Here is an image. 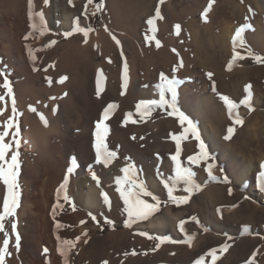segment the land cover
Masks as SVG:
<instances>
[{
    "label": "rangeland",
    "instance_id": "374dc122",
    "mask_svg": "<svg viewBox=\"0 0 264 264\" xmlns=\"http://www.w3.org/2000/svg\"><path fill=\"white\" fill-rule=\"evenodd\" d=\"M263 1L212 0L205 22L202 13L209 0H32L31 20L28 0H0V71L6 73L13 91L10 98L0 88V96L5 97L0 101V132L11 117L14 126L4 140L10 145L5 158L10 162L11 153L18 151L21 165L18 207L14 217H5L0 231V246L7 232L11 252L5 264H194L201 257L203 264H213L208 255L212 249L217 250L215 264H264V193L257 180L264 163V63L247 55L250 49L264 58ZM36 13H43V25ZM148 19H153L151 31ZM31 23L36 24L34 29ZM241 27L242 44L236 50L243 59L233 60L232 37ZM77 29L88 32L87 42L83 31ZM66 31L72 35L65 38L62 33ZM113 36L120 41L119 47ZM53 40L56 43L47 46ZM25 44L32 48L34 62L29 60ZM180 61L184 67L175 73L184 81L178 85L179 107L196 123L214 158L210 161L215 164L213 176L226 177L227 184L208 178L199 164L189 165L187 157L198 151L190 134L180 140L177 161L171 160L176 154L172 137L179 136L183 127L175 116L168 115L169 108L154 106L143 117L136 108L141 100H159V89L154 86L162 83L160 73L171 79V69ZM98 71L103 78L100 98L95 94ZM208 72L213 74L217 92L237 105L234 112L243 124L233 125L227 108L211 90ZM61 76L68 79L56 83ZM3 80L0 76V84ZM247 85L250 92H245ZM247 96L251 97V110L241 103ZM165 98H170L167 91ZM108 103L116 107L105 121V145L115 156L105 167L95 163L93 133ZM37 113L45 116L48 126ZM230 126L234 133L226 140ZM17 129L19 149L12 136ZM27 132L37 138L35 149L24 142ZM71 163L77 164L76 171L57 200V189ZM129 163L134 166L131 179L142 182L162 203L158 212L147 219H132L125 227L129 217L117 188L130 186L122 171ZM89 165L97 180L91 178ZM177 165L180 169L191 167L200 185L185 192V185L177 184L173 194L187 196L186 203L168 201L164 187L165 182L171 186L170 178H177ZM83 174L94 188L95 207L83 196L77 199ZM46 188L51 189L50 202L42 200L40 205L45 210L42 218L49 221L48 243L33 236L27 223L33 208L30 200L33 195L42 197ZM6 191L0 181V212ZM65 193L71 204L63 200ZM145 199L154 203L150 197ZM57 203L63 207L56 209L54 218L53 205ZM105 217L114 226L105 224ZM13 219L21 236L19 250L11 232ZM157 220L165 221L162 230L149 227ZM162 235L184 242L153 239ZM225 244L229 247L221 253ZM44 247L51 249L45 253Z\"/></svg>",
    "mask_w": 264,
    "mask_h": 264
},
{
    "label": "snow or ice",
    "instance_id": "6c2138e0",
    "mask_svg": "<svg viewBox=\"0 0 264 264\" xmlns=\"http://www.w3.org/2000/svg\"><path fill=\"white\" fill-rule=\"evenodd\" d=\"M91 2V0H89ZM163 2V0H161ZM45 3H47V0H45ZM29 4V19H32V13H31V7H32V0H28ZM212 7V0H209L208 7L204 9V12L202 13V19H205L209 12V10ZM103 8V5H99L98 11H101ZM36 16L39 17L41 24L43 25V13H36ZM156 17H160L159 9L157 8ZM147 24L149 25V30L151 31V26L153 25V19H148ZM31 28H35L36 24L31 23ZM176 28L179 29V25H176ZM78 31H83L85 42H87L86 38L88 35V32L84 29H77ZM243 27L238 28L232 37V56L233 60L236 59H243V57L240 55V53L236 50L237 46L242 44V32ZM44 32H41V35H44ZM179 34V33H178ZM32 33L30 32L28 35L24 37V40L27 41L29 39V36H31ZM62 35L67 38L72 35V32H64ZM113 39L116 41V45L119 47L120 41L116 39L115 36H113ZM56 41H50L49 45L55 44ZM159 45V42H157ZM26 51L28 53L29 60L34 62L35 56L33 54V50L30 47V45L25 44ZM175 51V50H174ZM247 55L249 57H252L253 60L257 63H264V58H262L259 55H255L250 49L247 51ZM124 56V53L121 52V57ZM52 67V66H50ZM184 67L183 61L178 62L176 65L173 66L171 69V79H169L168 76L165 75V73L161 72L159 75V80L162 83L156 84L154 87L159 89V100H150V101H144L141 100L137 103L136 108L139 111L141 117H143L145 114L149 113L151 110H153L154 106H158L160 108H169L170 111L168 112L169 116H175L180 125L183 127V132L179 136H173L172 138L176 140V148H175V155L171 156V160L173 162L177 161L178 156L181 152L180 147V140L185 138V134H190L191 137L196 141L195 148L198 149V151L194 155H189L187 157V161L189 165H197L199 164L204 172L208 174V178L215 182H222L227 184L229 181L226 177H223L222 179H218L217 177L213 176V168L215 167L214 163H211L210 161L214 160V158L211 156L210 151L204 142V140L201 139V134L197 128L196 123L191 120L188 115H186L183 111H181L179 107V100H178V85H181L184 83L183 80L177 79L175 73L178 71V69ZM127 68V66H125ZM35 70V68L33 69ZM47 71V69H45ZM209 81H212L211 84V90L217 94L219 99L223 102L225 107L227 108L229 117L232 119L233 125H241L243 124V120L239 117V115L235 114L234 110L237 107V105L229 99L226 95H221L217 92L215 81L213 80V74L211 72H208L205 74ZM0 76L4 77L3 83L0 84V88H3L6 90V95L8 97L13 96L12 88L10 87V81L7 78V75L4 71H0ZM68 77L61 76L58 81H55L56 83H64ZM102 75L98 71L96 75V91L95 94L97 98L101 97V93L103 91L102 88ZM49 84L53 83V80L51 77L47 78ZM124 87V85H122ZM145 87H148V85H145ZM251 86L247 85L245 86V92H250ZM165 91L170 94V98H165ZM123 95V93H121ZM66 96L67 93H64ZM4 96H0V101L4 100ZM60 97H50L52 100L59 99ZM241 103L245 104L249 107V110H251V97L247 96L244 100L241 101ZM116 107L115 104L108 103L106 107L103 108V111L100 113L99 119L96 122L95 125V131L93 133L94 135V144L93 147L95 149V163L97 165L103 164L105 167L109 163V161L115 156L114 152L109 151L107 146L105 145V134L107 133L108 129L105 124V121L108 120L109 114L112 112V110ZM31 111L35 112L36 110L34 108H30ZM17 111L15 106V100H13V107L12 112L15 114ZM52 113H56V109H51ZM39 116V119L42 123H44L45 126H48V121L45 118V116L42 113H37ZM129 119V115L125 116V120ZM186 125V127H184ZM12 124V118H9V121L4 125V131L0 132V181H2L3 185L6 188V194L3 198V211L0 212V231L4 230V223L5 217H14L15 215V209L18 207V201L20 199V191H19V185L17 182V178L19 175V171L21 168L20 162L18 160L19 152L13 151L11 153V159L10 162L6 161V150L10 147L9 144L4 143L5 137L9 135L8 129L13 127ZM19 129H17L16 132L12 133L13 141L15 142L16 149L20 148V141L16 140L15 137L19 135ZM234 133V127H228L227 128V135H225L224 139L228 140L232 137ZM26 143V141H25ZM125 159H128L127 157ZM133 165L129 163L122 171L125 173V183H129L130 186L127 189H121L120 187L117 188V191L120 193L121 199H123L124 202V209L123 211L127 213L129 219L124 221L125 227H129L131 224L132 219H147L151 214L154 212H158L160 205L162 201L160 198L156 195H153L152 192L147 190V187L143 185V183L137 184L135 180L131 179L132 173H133ZM77 164L71 163L66 170V174L64 176L63 182L59 185V188L57 189V200L60 199L61 192H64V190L68 187L69 183V176L73 174L76 171ZM261 171L258 174L257 180H258V187L261 193H264V163L260 165ZM89 173H91V178L93 180H97V175L93 171L92 166L89 165L88 168ZM221 172H223V169L221 168ZM159 174V170H158ZM197 173L192 170L191 167H184L183 169H180V166L177 165V178L172 179L171 186L168 183H164V187L167 190V198L168 201H171L173 203H186L188 200L187 196H175L173 193L174 191H177V184L183 183L185 187L183 188V191L185 192H191L194 189H199L200 185L196 183ZM121 180L117 178L116 184L120 185ZM229 194H231V189H229ZM145 197H150L154 203H149ZM63 200L66 203L71 204V197L65 193L63 195ZM62 204H54L53 205V217L55 218V211L57 208H62ZM73 210H75L73 206ZM219 211V210H218ZM96 217H93V220H95ZM195 220V217L192 218ZM198 222V221H197ZM81 223H84V221H81ZM105 224L107 225H113L114 222L112 220L107 219L105 217ZM60 225L57 224L56 228H59ZM207 230V229H205ZM244 231L247 232V226L244 227ZM11 232L12 235L15 236V248L19 250L20 244H21V236L17 232V223L15 219L11 222ZM146 233H140V235H145ZM84 235H87V233H84ZM4 239L3 244L0 246V264H5V259L7 256L11 255V252L8 251L9 248V239H8V233H4ZM153 239L163 243V242H171V243H183L184 241L180 240H172L167 235L162 236H156L153 237ZM231 239V238H230ZM57 240H59V237H57ZM77 240H79V237H77ZM84 243H87V240L84 241ZM65 245H67V242H64ZM70 246V245H69ZM160 247V243L156 244V248ZM229 247L228 244L222 245L219 249L221 253L227 250ZM216 249L210 250L208 255L212 257L213 264H215L216 260ZM44 252L47 253L48 249H44ZM61 255L63 256L64 253L61 252ZM255 255V253L253 254ZM204 258L201 257L197 259L194 264H203ZM104 264H107V261L104 262ZM251 264V262H249Z\"/></svg>",
    "mask_w": 264,
    "mask_h": 264
},
{
    "label": "bare ground",
    "instance_id": "6f19581e",
    "mask_svg": "<svg viewBox=\"0 0 264 264\" xmlns=\"http://www.w3.org/2000/svg\"><path fill=\"white\" fill-rule=\"evenodd\" d=\"M263 3H264V1H263ZM68 22H69L68 18H66V23H65L66 26H68L70 24ZM33 133H34V131H33ZM33 133L32 132L25 133L24 134V142L26 141V145L27 146H29L32 149H35L37 147L38 141H37L36 136H34ZM88 180L89 179L86 178V175L83 174L82 175V180L78 182L77 199L79 200V198L81 196H83L85 201H86V203L89 204L90 207L91 206L95 207L96 204H95V200H94V188H93L92 184H90L88 182ZM48 186H50V185H48ZM50 190L51 189L48 190V188H46V193L40 198L37 195H33L32 199L30 198L31 199L30 200L31 206L33 208H31L30 211H29L30 212V217L27 219V223H30L31 224L30 227L33 228L32 229L34 231L33 236L35 235V237L39 238L40 240H45L46 239V233H48V228L47 227H48V222H49L46 219V217H45V219L42 218L44 216L45 210L40 205V202L42 200L45 201L47 204H48V202H50ZM89 205H88V207H89ZM24 207L26 208V206H24ZM26 210L28 212V209H25V211ZM25 211H23V212H25ZM28 215H27V217H28ZM46 221H48V222H46ZM154 222H157V223H154ZM154 222H150L149 223V227H155L157 229L162 230V228H164V226L166 225L164 220H157V221H154ZM45 241L47 242V240H45ZM48 241H50V240L48 239ZM49 248L48 247H44V249H48V251L51 249V248L50 249Z\"/></svg>",
    "mask_w": 264,
    "mask_h": 264
}]
</instances>
